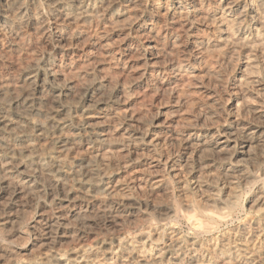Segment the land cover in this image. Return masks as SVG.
Wrapping results in <instances>:
<instances>
[{
    "label": "bare ground",
    "instance_id": "obj_1",
    "mask_svg": "<svg viewBox=\"0 0 264 264\" xmlns=\"http://www.w3.org/2000/svg\"><path fill=\"white\" fill-rule=\"evenodd\" d=\"M0 264H264V0H0Z\"/></svg>",
    "mask_w": 264,
    "mask_h": 264
},
{
    "label": "rangeland",
    "instance_id": "obj_2",
    "mask_svg": "<svg viewBox=\"0 0 264 264\" xmlns=\"http://www.w3.org/2000/svg\"><path fill=\"white\" fill-rule=\"evenodd\" d=\"M244 208H245V210L242 213H240L237 218H235L232 225L227 230L233 229L239 225L240 221L244 218L245 214L247 213L245 204L243 205V209ZM180 230H182V231L185 230L184 226H180Z\"/></svg>",
    "mask_w": 264,
    "mask_h": 264
}]
</instances>
